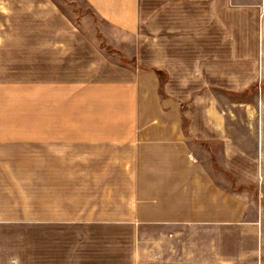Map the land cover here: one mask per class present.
<instances>
[{
  "label": "crops",
  "instance_id": "crops-1",
  "mask_svg": "<svg viewBox=\"0 0 264 264\" xmlns=\"http://www.w3.org/2000/svg\"><path fill=\"white\" fill-rule=\"evenodd\" d=\"M13 1L0 0V60L36 80L0 81V264H116L109 252L124 250V227L140 240L130 250H147L151 264L172 262L178 248L189 264L204 226L219 239L221 224L243 214L221 172H249L239 164L247 146L222 132L200 75L215 80L221 27L230 71L237 52L252 71L264 0H82L114 33L116 60L50 0Z\"/></svg>",
  "mask_w": 264,
  "mask_h": 264
},
{
  "label": "rangeland",
  "instance_id": "rangeland-1",
  "mask_svg": "<svg viewBox=\"0 0 264 264\" xmlns=\"http://www.w3.org/2000/svg\"><path fill=\"white\" fill-rule=\"evenodd\" d=\"M15 3L13 0H11ZM16 3H20L19 0ZM58 9L70 18L76 24L79 32L93 41L98 53L105 57L116 60L121 55L118 50L113 48L111 41L114 39V33L107 28L94 13L86 6L82 0H50ZM210 1V0H205ZM242 1V0H240ZM244 27L237 28V43L244 39ZM254 31L253 46L254 56L252 62V71H243L245 67L244 53L237 52V71H230L229 62V33L228 30L221 27V60L219 68L215 61V80L209 82V71L203 72L201 76L202 90L199 94L203 100L214 104L215 114L221 116L222 132L231 133L237 138V142L247 146L246 161L244 158L240 161V167L246 168L249 172H238L234 177L232 173L221 172L222 186H229L231 190H236L237 194L242 196V211L240 218L234 223H222L220 226L219 239L213 238L208 232L209 228L202 229V235L194 237L196 244L190 245V250L186 257L189 264H264V234L261 225L264 222V48L261 49V35ZM148 29L144 28L142 36L147 41ZM122 48L125 54L131 56L133 44L131 40H124ZM123 41V42H124ZM148 44L142 47V55L145 63H148ZM249 54V52H246ZM131 66V60H127ZM232 64V63H231ZM5 61L0 60V81L10 80L35 81L36 71H4ZM219 72V73H218ZM235 72V73H234ZM205 73V74H204ZM251 85V86H250ZM250 88L243 92V90ZM244 150V149H243ZM251 158V166L249 159ZM250 168V170H249ZM245 170V169H244ZM35 174V173H34ZM30 192L36 194L35 186L29 188ZM247 194V197L245 196ZM36 196V195H35ZM33 196V197H35ZM249 206V210L244 216V208ZM35 204H29L30 212H35ZM113 230H110V236ZM119 244H124V250H113L109 252L110 262L116 261V264H151L149 261V252L131 251L129 247H134L135 240L133 230L129 227L119 229ZM1 240L6 237H0ZM115 238V237H114ZM35 239V238H34ZM110 237V244L115 243ZM142 244H148V235L142 236ZM114 241V242H113ZM35 256V242L33 246ZM21 254V248L17 251ZM173 261L167 264H179L182 252L179 250L170 253ZM162 258H165V253ZM159 263V262H158ZM164 264V262H161ZM152 264H155L153 262Z\"/></svg>",
  "mask_w": 264,
  "mask_h": 264
}]
</instances>
